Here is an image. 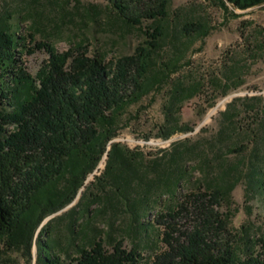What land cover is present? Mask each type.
I'll return each instance as SVG.
<instances>
[{
    "label": "rangeland",
    "instance_id": "374dc122",
    "mask_svg": "<svg viewBox=\"0 0 264 264\" xmlns=\"http://www.w3.org/2000/svg\"><path fill=\"white\" fill-rule=\"evenodd\" d=\"M229 9L222 0H169L168 17L160 21L166 37L154 57L151 78L156 82L165 70L179 68L121 117L113 142L140 157L134 197L154 182L173 179L178 164L188 171L174 188L175 195L166 184L156 190L147 215L140 219L150 224L139 227L127 205L113 197L107 152L74 202L42 222L29 252L23 246L0 244V264H41L38 237L50 221L48 241L54 242L55 253L64 262L76 256L86 241L99 237L107 249L123 240L125 249L138 248L151 259L168 248L165 241L172 225L179 231L174 234L177 238L204 229L208 221L209 238L223 248L232 246L238 258L264 257V193L256 183L264 176V6L235 13ZM2 21L15 25L23 36L36 34L28 48L45 43L63 53L82 44L88 55L104 57L106 62L134 54L147 40V27L155 24L143 19V25H133L108 0H0ZM187 25L193 30L201 27L200 33L189 35ZM48 59L45 49L23 57L34 77ZM226 76L231 82L215 83ZM198 81L204 82L200 93L177 101L170 112L171 87L187 89ZM239 82L238 88L226 92L225 84ZM169 120L176 128L191 130L177 131L168 140L160 138V128ZM174 158L178 164H173ZM62 182L61 186L66 180ZM97 197L104 200L90 207Z\"/></svg>",
    "mask_w": 264,
    "mask_h": 264
},
{
    "label": "trees",
    "instance_id": "16d2710c",
    "mask_svg": "<svg viewBox=\"0 0 264 264\" xmlns=\"http://www.w3.org/2000/svg\"><path fill=\"white\" fill-rule=\"evenodd\" d=\"M108 1L133 25H143V19L155 21L147 27V40L134 54L111 62L101 56L91 57L82 44L63 53L45 43L28 48L29 43H35L36 34L23 36L15 25L0 23V244L10 248L23 246L29 252L42 222L74 202L107 152V175L115 185L113 197L127 205L141 228L150 224L140 219L147 215L151 201L157 196L156 190L166 184L169 193L175 195L174 188L188 174L186 167H179L174 158L173 164L178 166L174 168L173 179L154 182L137 197L131 194L135 180L140 178V157L121 143L113 142L121 128V117L130 106L150 94L153 85L170 79L179 66L174 65L171 72L165 70L156 82L151 78L154 57L166 37L160 21L168 17L169 0ZM222 5L235 13L263 7L264 0H222ZM197 28L193 30V25H187L185 30L189 35L200 33L201 27ZM43 49L49 53V59L34 77L24 66L23 57ZM224 80L231 82L226 76L215 83L221 85ZM239 84H225L226 92ZM180 86L171 87L170 112L177 101L183 103L197 96L204 82L198 81L187 89ZM168 124L160 128V138L168 140L177 131L191 130L176 128L170 120ZM63 180L66 182L61 186ZM256 183L264 193V176ZM92 200L90 207L104 199ZM81 205L74 211L80 210ZM87 215H91L90 210ZM168 216L175 217L174 213ZM211 226L208 221L204 229L176 238L174 234L179 231L172 225L165 241L168 248L151 259L145 258L138 248L125 249L123 240L117 241L112 250L107 249L106 241L99 237L86 241L76 256L64 262L55 253L54 242L48 241L50 221L39 233V261L41 264H264L262 255L242 260L232 246L223 248L212 241L207 231ZM75 235L78 234L73 232L79 246Z\"/></svg>",
    "mask_w": 264,
    "mask_h": 264
}]
</instances>
